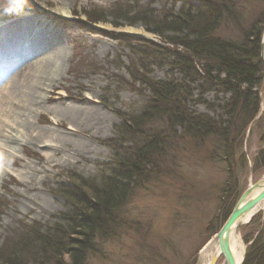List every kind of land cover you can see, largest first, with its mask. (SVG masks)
I'll list each match as a JSON object with an SVG mask.
<instances>
[{
	"label": "rangeland",
	"instance_id": "1",
	"mask_svg": "<svg viewBox=\"0 0 264 264\" xmlns=\"http://www.w3.org/2000/svg\"><path fill=\"white\" fill-rule=\"evenodd\" d=\"M183 1H14L8 18L18 17L22 12L33 14L36 32L60 36L66 59L56 86L52 90H38L45 97L34 110H27L13 101L12 96L0 94V125L6 126L4 134L14 140L9 143L12 149H0V252H4L6 242L7 247L11 245L13 239H9L15 238L24 224H38L46 230L58 223L60 214L69 210L66 200L57 193L58 188L70 185L73 174L84 178H98L101 173L109 175L110 167L116 166L115 151L120 148L118 158L125 153L132 154L136 140L137 146H143L146 139L158 136L146 151L149 157L155 156L154 151H160L158 161L145 169L144 181L140 180L134 188L129 185L132 192L119 212L123 225L97 244L100 250L88 254L85 264H197L200 249L219 232L240 192L264 176V64L261 59V86L252 91L259 92V110L249 115V123L238 139H234V127L243 120L238 112L230 116L223 111L230 94L217 87L207 89L201 97L198 90H193L192 98L184 101L188 112L205 115L215 124L208 135L202 133L191 138L178 126L172 127L165 117L157 116L144 123L142 136L135 139L118 136L121 117L129 113L140 115L150 93L145 86L133 84L129 76L130 68L142 70L136 62V59L140 62L141 55L118 39L126 34L109 27L141 29L144 36L127 37L165 50L147 55L146 77L153 80L176 79L181 83L180 75L170 72L168 64L174 53L183 55V48L166 43L152 33L151 30H156L153 25H147L146 29L135 18L132 20L136 23L128 25V20L115 19L109 14L114 10L127 11L130 6L139 10L147 7L154 11L152 18L160 19L163 11L177 13ZM7 2L10 0H0V6ZM193 4L197 5V1ZM224 6L230 13L219 16L213 36L223 42L241 44L251 31H258L261 44L264 0H230ZM130 12L128 15L132 16L134 12ZM147 13L150 15L149 10ZM86 15L104 21L93 23ZM24 49L31 51V43H26ZM67 105L100 114L101 124L71 127L65 117L48 110ZM14 115L29 119L34 132L14 130ZM5 117L4 122L8 124L2 121ZM227 122L231 123V129L224 136L219 125L227 129ZM40 133L46 138L41 137L40 145L32 144L28 135ZM63 134L82 142L84 148L75 149L70 142L56 151L43 148L51 143L52 135ZM237 234L245 255L246 247L255 237L263 239L264 209L240 226ZM221 264H224L222 260ZM259 264H264V258Z\"/></svg>",
	"mask_w": 264,
	"mask_h": 264
},
{
	"label": "trees",
	"instance_id": "2",
	"mask_svg": "<svg viewBox=\"0 0 264 264\" xmlns=\"http://www.w3.org/2000/svg\"><path fill=\"white\" fill-rule=\"evenodd\" d=\"M193 1H197V5ZM228 2L230 0H184L177 13L163 11L164 16L160 19L152 18L154 11L147 7L145 8L150 11V15H147V10H139V7L134 6L128 7L127 11L114 10L109 14L115 19L122 17L121 19L128 20V25L136 23L132 20L134 18L146 29L147 25H153L156 30H151L154 31L152 33L166 43L183 48V55L174 53L168 64L170 72L173 70L180 75L181 83H177L176 79L158 81L146 77L145 63L148 54L152 56L157 51L165 50L153 43L127 36L118 38L131 51L141 55L140 62L137 59L136 62L137 67L142 70L130 68L129 76L133 84L145 86L150 93L140 115L132 116L129 113L121 117L122 122L117 127L118 136L131 139L142 136L144 123L157 116L165 117L172 127L178 126L184 135L191 138L202 133L208 135L215 124L205 115L188 112L184 101L192 98L193 90H198L201 97L204 91L212 87L230 94L223 111L230 116L235 112L239 113L243 121L240 120L237 128L234 127V139L242 135L249 123V115L252 116L259 110V92L252 91L254 87L261 86L263 74L259 58L261 35L258 31H251L241 44L216 39L213 32L219 16L230 13L224 6ZM130 10L134 12L132 16L128 15ZM85 17L93 23L104 21L87 15ZM226 124L227 129H222L221 123L219 125L220 133L224 136L231 129V123ZM156 137L158 136L146 139L143 146H137L136 140L135 146L130 148L132 154L125 153L120 159L117 156L121 153L120 148L115 151L113 163L116 158V166L110 167L109 175L101 173L98 178H84L74 174L70 176V185L63 184L57 190L66 200L69 210L60 214V221L46 230H42L38 224L22 225L15 238L9 239H13L11 245L7 247V242L5 246L3 244L0 264H85L88 254L100 250L99 243L123 225L119 212L132 192L129 185L132 184L134 188L140 180L144 181L145 169L152 163H157L160 156V151H154V157H149L146 152L150 149L148 144L155 142ZM233 207L234 205L231 211ZM262 237L261 241L260 236L255 237L246 247L242 264L261 263L264 258V234Z\"/></svg>",
	"mask_w": 264,
	"mask_h": 264
},
{
	"label": "bare ground",
	"instance_id": "3",
	"mask_svg": "<svg viewBox=\"0 0 264 264\" xmlns=\"http://www.w3.org/2000/svg\"><path fill=\"white\" fill-rule=\"evenodd\" d=\"M14 1L16 0H10V2L0 6V94L5 93L6 96H12L14 98L13 101L26 107L27 110L32 111L45 97L40 95L39 93L41 92L38 93V90L42 88L52 90L56 86L60 71H62L66 59V53L60 36L54 34L50 37L42 31H35V24L37 22L32 19L33 14L22 12L18 17L8 18V13L12 10ZM109 29L126 34L125 36H144V31L141 29L113 28L112 26ZM26 43H31V51L24 49ZM261 46V59L264 64V39H262ZM48 110L49 112L65 117L71 127L75 125L99 127L101 124L100 114L94 111L92 112L88 108L67 105L64 107H51ZM14 116V122L12 123L15 126L14 130L19 133L20 131H27L28 133L34 132L33 124L29 119L24 120L20 119L17 115ZM5 119L6 117L2 121L4 122ZM4 123L8 124V122ZM13 125L10 124L9 126L12 127ZM5 127V125H0V149L3 147L12 149L9 143L14 140L4 134L6 132ZM28 136L30 137L31 143L35 145H40L41 137L46 138L42 133L35 136ZM15 137L18 138L17 135ZM68 137L67 134H63L62 136L52 135L53 139H51V143L45 144L43 148H51L53 151H56L62 145L69 142L72 143L75 149L84 148L82 142L74 141ZM17 140L20 141V139ZM4 175L2 174V176ZM261 179L264 181V176ZM244 190L240 192V196ZM258 191L259 189L254 190L249 198L253 197ZM263 209L264 200L253 208L249 214L238 221V227L248 223L255 214L261 212ZM228 241L231 254L238 264L244 255V249L240 237L234 228L229 234ZM221 260L223 261L219 251V244L213 236L200 249L197 263L221 264Z\"/></svg>",
	"mask_w": 264,
	"mask_h": 264
},
{
	"label": "water",
	"instance_id": "4",
	"mask_svg": "<svg viewBox=\"0 0 264 264\" xmlns=\"http://www.w3.org/2000/svg\"><path fill=\"white\" fill-rule=\"evenodd\" d=\"M262 39H264V30L262 34ZM262 46L260 44V57H261ZM261 59V58H260ZM262 60V59H261ZM259 189V191L251 198V193ZM262 200H264V181L259 179L257 182L248 186L246 190L241 194L228 218L222 225L219 232L215 235L216 240L219 244L220 255L223 258L224 264H237V261L231 254L229 248L228 237L231 230L234 228L235 232L238 233V221L249 214L253 208H255ZM251 220V219H250ZM249 220V221H250ZM244 257L240 260L238 264H242ZM213 263V262H212ZM198 264V263H197Z\"/></svg>",
	"mask_w": 264,
	"mask_h": 264
},
{
	"label": "clouds",
	"instance_id": "5",
	"mask_svg": "<svg viewBox=\"0 0 264 264\" xmlns=\"http://www.w3.org/2000/svg\"><path fill=\"white\" fill-rule=\"evenodd\" d=\"M67 259V258H66Z\"/></svg>",
	"mask_w": 264,
	"mask_h": 264
}]
</instances>
